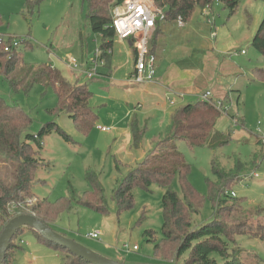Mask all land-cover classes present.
Instances as JSON below:
<instances>
[{
    "label": "rangeland",
    "instance_id": "rangeland-1",
    "mask_svg": "<svg viewBox=\"0 0 264 264\" xmlns=\"http://www.w3.org/2000/svg\"><path fill=\"white\" fill-rule=\"evenodd\" d=\"M142 1L154 4V0ZM26 7L27 0H0L3 21L0 34H9L14 41L31 42V50L22 44L18 47L26 63L50 64L63 70L72 82L88 86L93 93L89 104L98 117L93 130L88 135L81 134L70 115L54 116L49 112L55 107L56 98L47 86V79L43 78L29 93L14 92L0 74V96L32 118L31 134H37L43 125L52 121L74 141L67 143L56 134L44 138L40 152L48 164L39 171L38 179L45 184L37 183L33 188L34 195L52 202L71 197V191L76 197L81 196L94 189L87 178L90 172L96 174L103 189L108 213L74 202L71 212L60 215L53 225L54 230L110 260L158 264L154 258V244L148 242L145 232L154 231L158 240L162 238L165 189L156 185L149 191L135 189V207L120 215L114 191L164 139L172 112L183 104L196 103L200 100L197 94L202 92L212 93L214 99L223 100L229 108L230 116L222 115L223 129L226 134H231L232 139L228 146L217 152L208 149L192 151L185 143L178 142L179 150L191 165L190 181L201 195L206 196V179L214 177L213 160L226 170H232L236 161L248 162L251 155L258 152L263 158L257 161V167L242 169L238 183L232 184L230 192L242 200V209L247 214L243 220L247 228L240 232L264 225V213L261 212L264 209V149L257 144L258 136H264V54L252 45L264 19V0H241L233 14L218 1L210 6H199L188 23L181 20L176 28L166 27L164 21L160 34L162 40L158 39L156 44L152 40L156 55L162 44L167 50L158 63L156 84L133 82L132 46L119 38L114 41L110 66L103 59L104 65L98 68L99 75L89 79L84 74L92 69L90 65L100 45L90 28L85 0H46L28 18L24 16ZM194 47L201 52L192 53ZM70 60L78 63L79 68L72 69ZM177 61L188 65L204 62V66L195 65L199 86L184 91L173 86L177 75L172 66ZM166 78L173 93L167 94L162 87ZM182 94H185V100L178 98ZM168 98L175 99V105L169 104ZM232 116L240 124H236ZM133 124L140 137L138 146L132 133ZM99 126L111 131H99ZM15 167L12 162L0 160V176L8 184L14 183ZM251 169L257 170L260 179L249 177ZM173 189L182 196L178 178L174 180ZM90 197L88 195L87 199ZM258 209L261 213L256 215ZM23 211L28 212L25 208ZM212 214V204L207 199L200 214L193 216L194 226L210 221ZM232 227L234 235L231 239L247 256H253V260L258 256L260 264H264V241L239 234V229ZM96 232L101 234L98 240L88 237ZM16 237L13 242L18 246L21 240L22 250L18 247L11 249L7 264H63L62 255L40 244L32 232L25 230ZM125 244L137 246L139 250L124 252L121 248ZM246 261L249 262L250 258L246 257Z\"/></svg>",
    "mask_w": 264,
    "mask_h": 264
},
{
    "label": "trees",
    "instance_id": "trees-1",
    "mask_svg": "<svg viewBox=\"0 0 264 264\" xmlns=\"http://www.w3.org/2000/svg\"><path fill=\"white\" fill-rule=\"evenodd\" d=\"M45 1L27 0L24 16L30 17ZM124 1L126 0H85L90 28L100 40L98 49L109 66L114 41L117 38L112 27V11ZM216 1L221 3L230 14L235 13L241 2V0H154V4L165 13V23L178 24L181 20L188 23L197 7L210 6ZM162 24L163 22L157 23L152 39L155 44L163 31ZM2 25L0 15V27ZM4 36H6L5 42L0 43V74L11 90L29 93L35 85L41 83L43 78L47 79V86L56 98V105L49 112L54 116L67 113L77 131L88 135L98 120L97 114L89 104L93 93L88 86L72 82L65 76L63 70L53 68L50 64L26 63L18 48L12 45L14 38L9 34ZM21 44L27 50L33 49L29 40L21 41ZM252 45L264 54V19ZM7 47L10 48L9 51L5 50ZM150 51L155 54L152 41ZM132 58L134 61L133 48ZM182 64L184 62L178 63V65ZM222 115L214 107L213 102L202 100L175 109L171 114L170 125L164 139L143 162L126 175L114 191L117 212L120 215L135 207V189L149 191L153 185L165 189L162 198V238L158 240L154 231L145 232L148 242L154 244V258L158 264H260L261 262L258 256H255L254 260L251 259L253 256H247V253L231 239L234 235L232 227L234 225L239 229V234L264 241V225H258L256 230L250 227L247 232H240L247 228V223L243 221L247 218V214L242 209V200L231 195L230 187L238 183L237 179L240 178L239 172L242 169L247 168L246 166L257 167V161L263 157L255 151L250 161L244 163L236 161V166L232 170H226V167L213 160L214 177L206 179L207 194L203 196L192 185L191 165L186 162L184 154L177 146L178 142H183L192 151L208 149L211 152H217L228 146L232 136L226 134L223 129ZM232 118L236 117L232 116ZM31 124L32 118L24 110L11 106L0 96V160L16 165L12 174L14 183L8 184L0 176V235L11 219L25 214L35 216L54 230L53 225L59 220L60 215L63 212H71L74 202L97 212L108 213L103 189L96 174L92 172L87 174V178L94 185V189L81 196L76 197L74 191H71V197H61L52 202L48 198L34 195V186L39 182L45 184L38 179L39 171L48 164L41 158L40 152L44 138L56 134L67 143L74 141L63 128L52 121L43 125L37 134L29 132ZM132 133L135 145L138 146L140 137L135 124L132 125ZM258 137L257 144L264 149L260 136ZM175 178L179 179L182 196L173 189ZM88 195H91L89 199H87ZM31 199L36 201L26 207L28 212L17 208L26 206ZM207 199L212 204V218L195 227L193 216L200 214ZM13 207H15L14 214L11 213ZM261 212L264 213V209ZM261 212L260 209L256 210V215ZM25 230L32 232L40 244L59 252L63 264H90L63 247L44 239L35 230L22 228L17 234L20 235ZM21 242L20 240V245L17 246L12 240L3 264L8 263L11 249L18 247L22 250ZM246 257L250 258L249 262L246 261Z\"/></svg>",
    "mask_w": 264,
    "mask_h": 264
},
{
    "label": "built area",
    "instance_id": "built-area-1",
    "mask_svg": "<svg viewBox=\"0 0 264 264\" xmlns=\"http://www.w3.org/2000/svg\"><path fill=\"white\" fill-rule=\"evenodd\" d=\"M165 13L157 8L154 4L145 3L142 0H126L122 4L114 7L112 11V27L116 32V37L122 41H130L132 48L135 51L134 70L132 73V80L136 84L140 83H153L157 72V57L156 54H152L150 51L151 41L155 34L157 23L165 21ZM6 36L0 35V43H4ZM13 47L18 48L21 41L13 40ZM9 51L10 48L5 49ZM111 53V52H109ZM101 51L96 50L95 59L92 61L89 72L84 71V74L93 79L98 74V68L104 65V58L101 56ZM69 65L72 69L79 68L78 63L74 60H70ZM178 98H185V95H178ZM199 99L202 101L213 102L214 107L225 116H230L229 108L225 105L223 100L214 99V96L210 92L199 95ZM168 102L171 105H175V99L168 98ZM236 124H240L239 120L233 119ZM99 131L110 132L111 129L107 127H98ZM261 145L264 147V136H260ZM250 178L260 179V175L257 170H253L250 173ZM264 177V176H263ZM232 196H236L234 192ZM33 199L29 200L26 206L17 207L18 209H26L27 206L33 203ZM11 213H15V207L11 208ZM100 233L96 232L89 235V238L99 239ZM23 243V242H21ZM137 246L131 247L128 244L122 246L121 250L124 252L137 251Z\"/></svg>",
    "mask_w": 264,
    "mask_h": 264
},
{
    "label": "water",
    "instance_id": "water-1",
    "mask_svg": "<svg viewBox=\"0 0 264 264\" xmlns=\"http://www.w3.org/2000/svg\"><path fill=\"white\" fill-rule=\"evenodd\" d=\"M22 228H29L37 231L44 239L51 241L64 249L70 251L73 255L84 259L90 264H128L110 260L106 257L95 253L94 251L80 245L74 240L68 239L60 233L54 231L33 215H19L11 219L5 226L0 235V264H3L10 244L17 232ZM146 264V263H138Z\"/></svg>",
    "mask_w": 264,
    "mask_h": 264
},
{
    "label": "crops",
    "instance_id": "crops-1",
    "mask_svg": "<svg viewBox=\"0 0 264 264\" xmlns=\"http://www.w3.org/2000/svg\"><path fill=\"white\" fill-rule=\"evenodd\" d=\"M164 24V23H163ZM166 27L169 28L170 27H174L176 28L178 26V24H169V23H165ZM168 25V26H167ZM163 28V27H162ZM165 28V27H164ZM173 28V29H174ZM164 34V33H163ZM191 34V33H190ZM3 35H7V34H3ZM162 37L163 35H161L159 37L160 40H162ZM129 42V45L132 46L131 42ZM167 52V50L165 51L163 49V44L160 45V48L158 49L157 51V69H158V63L160 62L161 59H163V56L165 55V53ZM196 52H201V50H198L197 47H194V49L192 50V53H196ZM131 54H132V50H131ZM186 55V54H185ZM133 60V58H132ZM180 61H177L176 64L174 66H172L173 68V71L175 73V76L177 77V79L175 81H173V86L176 87L177 89H180V90H188V89H191L193 88V86H199L201 83H199V79H197L198 77V71L195 70V65L196 64H199L200 66H204V62H196L194 64H190L188 65L187 63H184L182 65H178ZM134 63V61H133ZM178 66V67H176ZM133 73V72H132ZM196 78V79H195ZM158 83V82H157ZM151 84H156L155 81ZM162 87L166 90L167 94L169 93H173L171 92V87L169 86V84H167V78L165 79L164 83L162 84ZM196 91V90H195ZM195 93V92H194ZM203 93V92H202ZM201 93V94H202ZM166 94V95H167ZM175 94V93H174ZM185 95V94H184ZM199 95L200 94H197V97L199 98ZM217 96V95H216ZM215 96V97H216ZM219 97L218 98H223L222 96L218 95ZM184 99V98H183ZM177 100H180V99H176ZM185 100V99H184ZM182 101V100H180ZM184 105V104H183ZM171 117V115H170ZM113 250V249H112ZM114 259H117L116 256H112Z\"/></svg>",
    "mask_w": 264,
    "mask_h": 264
}]
</instances>
